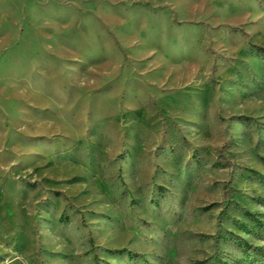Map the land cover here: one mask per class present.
Returning a JSON list of instances; mask_svg holds the SVG:
<instances>
[{
    "label": "rangeland",
    "instance_id": "obj_1",
    "mask_svg": "<svg viewBox=\"0 0 264 264\" xmlns=\"http://www.w3.org/2000/svg\"><path fill=\"white\" fill-rule=\"evenodd\" d=\"M0 264H264V0H0Z\"/></svg>",
    "mask_w": 264,
    "mask_h": 264
}]
</instances>
